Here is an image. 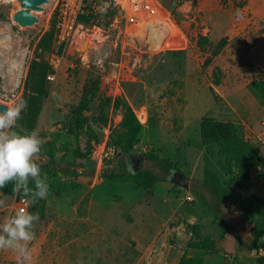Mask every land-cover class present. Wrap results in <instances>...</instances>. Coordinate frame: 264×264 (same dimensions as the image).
<instances>
[{
  "label": "rangeland",
  "instance_id": "obj_1",
  "mask_svg": "<svg viewBox=\"0 0 264 264\" xmlns=\"http://www.w3.org/2000/svg\"><path fill=\"white\" fill-rule=\"evenodd\" d=\"M58 2L49 0L44 10L34 12L39 22L27 26L13 18L21 9L19 0L0 2V103L12 107L33 93L26 82L36 60L44 61L52 69V53L59 45L57 27L53 26L59 14ZM247 2L153 0L160 19L135 22L121 13L114 0H98L92 6V13L97 16L95 23L84 26L77 41L63 47L61 65L51 73L54 78L47 76L49 96L43 101L36 125L42 143L55 141L61 149L58 156L63 157L53 166L55 173L48 179L50 191L45 203H31L29 207L39 216L33 227L35 235L40 237L39 225L44 222L49 229L51 246L44 252L45 264H133L136 251L125 242L140 228H149V239L160 231L167 239L165 248L173 247L179 253L180 246L192 235L187 222L192 217L204 222L209 233L222 239L219 252L213 256L215 261L223 264L225 254L229 264L264 262V251L257 254L252 246L253 235L242 208L253 196H264L263 181L242 180L240 187L231 191L244 204H238L239 197L221 200L206 184L205 173L209 171V178L224 189L229 182L228 168L218 147L204 145L201 135L204 118L236 123L246 139L257 147L264 163V104L249 88L253 79L264 81V57L249 55L250 47L258 44L264 34V12H261L264 1H253L246 10ZM187 21L192 24V35L183 30L182 23ZM49 33H53L52 41L42 44ZM177 33L185 34L186 45L166 48L167 40ZM83 97L90 99L84 112L89 125L106 132L103 144L99 139L92 143L91 157L99 154L97 174L92 180L76 177L84 168L81 164L84 159L73 156L78 145L82 152L87 148L88 136L83 134L77 140L71 133L75 129L73 111ZM115 101L129 103L144 126L134 149L136 155L152 154L170 160L185 177L195 180L189 189L177 183L172 189L159 184L151 196L130 179L121 182L107 179L93 190L92 195L96 196L93 207L103 204V209L110 211L112 233L98 230L91 235L89 248L79 252L75 250V242L69 245L75 232V193L79 187L83 192L88 191L86 185L99 183L106 170L118 171L117 162L123 157L112 143V137L121 132L122 120V109L114 107ZM35 159L46 161L39 155ZM143 165L161 179L175 182L180 177L149 158ZM115 195L120 200H114ZM188 195L197 202L188 203ZM0 199L4 200L0 220L22 205L16 197L0 193ZM205 209L208 215L222 221L219 227L212 226L215 220H205ZM60 211L68 217L61 218ZM81 211L86 215L88 207L82 204ZM127 212H133L134 225L122 224ZM170 217H173L171 230L166 232L164 223ZM63 230L70 234H61ZM224 233L228 234L227 240ZM115 234L119 236L116 242ZM7 252L0 256V264H18L17 259H8ZM199 253L212 262L210 256Z\"/></svg>",
  "mask_w": 264,
  "mask_h": 264
},
{
  "label": "trees",
  "instance_id": "obj_2",
  "mask_svg": "<svg viewBox=\"0 0 264 264\" xmlns=\"http://www.w3.org/2000/svg\"><path fill=\"white\" fill-rule=\"evenodd\" d=\"M219 1L223 2L225 0ZM96 19L97 16L91 12L89 15L80 17L79 22L86 26L95 23ZM53 26H56V22ZM52 36L53 33L47 34L43 38L42 44L48 45V41H52ZM201 40L204 39L201 38ZM51 73H53V70L44 61L36 60L33 62L26 82V87L33 93L27 97V100L25 99L27 107L22 112L21 118L17 123V131L28 132L33 129L36 130L37 120L43 109V101L49 96L47 76H50ZM249 88L259 101L264 104V81L253 79L249 84ZM109 101L110 99H108V104ZM89 104L90 99L83 97L78 108L73 111L75 129L71 133L76 136L77 140L83 134L88 136L85 152H82L81 147L78 145L73 150L74 158L87 159L91 157L93 150L92 143L93 141H98L96 132L84 116V112L88 110ZM113 105L115 108L121 107L122 109V121L119 124L121 132L115 138L112 137L113 146L121 149L123 155H136L134 149L140 141L144 126L129 103L126 101H115ZM201 135L204 145L215 144L218 147L219 153L224 158V162L228 168L229 182L224 189H220L216 185L214 178H209V171L205 173L204 180L206 184L215 190L221 200H229L231 191L235 187H240L242 180L255 178L262 180L264 184V163L260 152L255 145L246 139L238 124L219 121L214 118H204L201 121ZM60 151L61 149L52 140L42 143L41 151L37 154L42 158H46L45 162H40L37 159L36 161L40 164L42 173L47 174L48 179L55 173L53 166L63 160V157L58 156ZM144 157L157 162L166 170H178L176 164L170 160L162 159L152 154H145ZM103 177L114 181L130 177L135 180L137 188L149 192L160 181V178L152 170L145 169L138 174L130 172L125 167L124 161L119 165L118 171L106 170L103 173ZM12 189L13 185L9 183L0 189V193L8 197L23 198L20 193L13 192ZM35 203H45V199ZM242 204H244L243 201ZM242 208L246 213L250 231L253 235L252 246L256 253L259 254L261 250L264 251V196H253ZM215 221L219 224L222 223L218 218H215ZM188 229L191 230L192 237L188 241L184 254L178 264H206L203 258L190 256L189 252L191 250H199L206 253H215L218 251L217 240L211 235L203 234L201 225L189 224ZM228 231L225 228V232L228 233ZM225 235L224 233V237Z\"/></svg>",
  "mask_w": 264,
  "mask_h": 264
},
{
  "label": "crops",
  "instance_id": "obj_3",
  "mask_svg": "<svg viewBox=\"0 0 264 264\" xmlns=\"http://www.w3.org/2000/svg\"><path fill=\"white\" fill-rule=\"evenodd\" d=\"M253 1L256 0H248L247 3H249V6L246 7L247 8H251V6L253 5ZM259 2L264 1V0H257ZM255 9L253 10L254 13ZM264 12V8H262V11ZM260 14V10L257 11V15ZM259 43L256 44L254 47H250L249 49V55L251 56H256V57H264V34H262L259 38ZM122 121V120H121ZM123 157H125V155L122 154ZM139 156V155H137ZM142 156V155H140ZM122 157V158H123ZM121 158V160H122ZM146 160V158H145ZM145 160L143 161V164L145 162ZM122 161H118V165L121 164ZM144 167V165H143ZM129 170V169H128ZM132 170V169H131ZM145 170V168H144ZM133 171V170H132ZM172 172H174L173 175H179L181 177H183L184 181H187L189 184V187L187 189L190 188L191 183L195 180L193 177L191 178H187L185 177V175L179 171V170H172ZM134 173V172H133ZM130 179L131 182H133V184L136 186L135 180L133 178H125L122 180H127ZM190 179V180H189ZM122 180H116V181H122ZM133 180V181H132ZM107 182V179H105L104 177H102V179L99 181V183L97 184H93V185H86L88 188V191L83 189V192H80V187L78 188V191L75 193V232L72 233L74 235V238H72V242H69V245L75 242V250H78L79 252H83L85 250V248H87L89 246V239L91 238V235L97 233V231L99 230L101 233H112V227L110 226V224H112V221L110 222L109 218V212L110 211H106L104 210V205L103 204H98L97 206L93 207L94 204V200H95V195H92L93 190L98 186V185H102L104 183ZM129 184V183H128ZM159 184H162L163 186H167V187H171V189L173 188V185L175 184V182L171 181L169 178L168 179H161L158 183L155 184V186L152 188L151 192L147 191L151 196L155 195V191L158 187ZM83 188H86L85 185ZM184 188V187H183ZM188 197V196H187ZM114 200H120V197L115 195ZM187 199V198H186ZM231 199V196H230ZM12 205L14 204V198L12 199ZM88 200V201H87ZM63 201V199H62ZM187 201V200H186ZM197 201H195L194 203H196ZM32 203V202H31ZM189 203V202H188ZM192 203V204H194ZM44 204V203H42ZM82 204H84V208L85 206L88 207V213L86 215H82L85 213V211H81V207ZM47 210H48V205H47ZM134 210V208H133ZM48 213L50 214V211L48 210ZM63 212L60 211V216L61 218H67L68 216H63ZM50 216V215H48ZM210 216L207 214V209H205V220L208 221V218L210 221L215 220L214 217H207ZM125 219V221H124ZM173 217L168 218L165 223H164V228L166 232H169L170 229V225H171V221H172ZM186 220V219H185ZM201 221V220H200ZM122 224L124 225V223L129 224V225H134V216H133V212H127L125 213V216L123 217V219H121ZM187 222L191 225H201L202 226V232L205 235H211L214 239L217 240V246H218V251L215 253H206L204 251H199V250H191L189 252L190 256H194V257H200L203 258L206 262V264H221L220 260L215 261V259H213L214 255L216 253L219 252V242L222 241V239H220L217 235H212L211 233H209L207 231L206 225L204 222H197L196 218L192 217L191 220H187ZM74 223V222H72ZM215 224L212 226H216L219 227L220 224L218 222H214ZM85 225L88 226V229H85ZM39 229H40V237L38 238L35 235V238L33 241L30 242L29 247L31 249L32 252V260L30 261V264H45V257H44V252L46 251L47 247L50 245L51 246V242H49V229L46 228L45 226V222L43 223V226L40 224L39 225ZM131 229V227L129 228ZM35 233V230H33ZM136 233L133 237L129 238L125 243L134 248V250L136 251V256L134 259V263L133 264H178L181 257L184 254V249L188 243V241L191 239L192 235H190L188 237V241L186 244H183L180 246L179 249V253L175 252V250L173 249V247H169V248H165L166 245V237H162V233L160 234V231L153 236L151 239H149V228H140V229H136ZM60 233H64L65 235L67 234V236L70 234V232L63 230L60 231ZM36 234V233H35ZM225 238L227 240L228 238V234L225 235ZM75 239V241H74ZM119 239V236L115 234L114 240L116 242V240ZM224 241V240H223ZM148 243V244H146ZM115 247H119V244H114ZM112 246V248H115ZM89 248V247H88ZM7 255H8V259L10 260H16L17 259V255L16 253H14L11 249H7ZM5 249H1L0 252V256L2 258ZM199 252H203L205 254H207V256H210L209 259L212 262H208L206 259V255H202ZM125 255V254H123ZM226 255H223V264H229L230 259H225ZM25 264H28V262H25ZM262 264H264V262H262Z\"/></svg>",
  "mask_w": 264,
  "mask_h": 264
},
{
  "label": "clouds",
  "instance_id": "obj_4",
  "mask_svg": "<svg viewBox=\"0 0 264 264\" xmlns=\"http://www.w3.org/2000/svg\"><path fill=\"white\" fill-rule=\"evenodd\" d=\"M26 107L27 102L21 100L0 110V189L12 183L13 192L35 203L47 198L50 185L47 174L42 173L35 159L41 151L42 138L35 129L16 130ZM3 205L4 200L0 199V206ZM38 220V214L25 207L0 220V249H11L16 253L18 264H30L32 260L29 244L35 238L33 227Z\"/></svg>",
  "mask_w": 264,
  "mask_h": 264
},
{
  "label": "built area",
  "instance_id": "obj_5",
  "mask_svg": "<svg viewBox=\"0 0 264 264\" xmlns=\"http://www.w3.org/2000/svg\"><path fill=\"white\" fill-rule=\"evenodd\" d=\"M96 2V0H59V14L56 22V39L59 45L52 53L51 66L53 71L58 70L61 65L63 54L65 53V50L63 53L61 52V48L67 46L69 43L76 42V37L82 34L84 25L79 22V18L89 15L92 12V6ZM114 2L120 8L121 13L132 22L160 19V14L153 0H114ZM49 78L53 79V74ZM186 200L189 203L196 201L191 195H188ZM21 202L20 208L25 207L29 209L30 201L22 198Z\"/></svg>",
  "mask_w": 264,
  "mask_h": 264
},
{
  "label": "water",
  "instance_id": "obj_6",
  "mask_svg": "<svg viewBox=\"0 0 264 264\" xmlns=\"http://www.w3.org/2000/svg\"><path fill=\"white\" fill-rule=\"evenodd\" d=\"M21 9L16 11L14 14L13 18L15 21H17L20 25H33L36 22H39V17L34 14L35 11H42L45 9V5L48 4L49 0H19ZM183 25V30L186 32L187 35H192L191 27L192 24L191 22L187 21L182 23ZM185 34L182 33H177L175 35H172L166 42L165 47L170 49V48H176V47H184L186 45V37L184 36ZM85 48V45L83 46V49ZM6 108H9L8 105L0 103V110H4ZM99 142L101 144L104 143L105 137H106V132L101 129H94ZM111 141V139H109ZM111 147V143L108 142L106 144V150L109 151ZM117 149V148H116ZM117 151H120V155L122 154L121 149H117ZM135 161L138 162L139 168L135 169L134 174H138L139 172L144 170L143 167V161L145 160L144 156H137V155H130ZM81 164L84 166L82 171L80 173H75L76 177L82 178L85 180H92L95 178L98 170V164H99V154L96 156H93L91 158H87L81 161ZM74 175V176H75ZM183 177H177V180L175 183L178 185H181L184 188H188L189 184L187 181H184ZM239 196H236L235 192H231V200L236 199ZM238 204H242V200L239 197Z\"/></svg>",
  "mask_w": 264,
  "mask_h": 264
},
{
  "label": "flooded vegetation",
  "instance_id": "obj_7",
  "mask_svg": "<svg viewBox=\"0 0 264 264\" xmlns=\"http://www.w3.org/2000/svg\"><path fill=\"white\" fill-rule=\"evenodd\" d=\"M121 161L125 162V167L127 169H132L133 172L135 171V169L139 168L138 166V162L135 161L131 156L129 155H125V157L122 158Z\"/></svg>",
  "mask_w": 264,
  "mask_h": 264
},
{
  "label": "bare ground",
  "instance_id": "obj_8",
  "mask_svg": "<svg viewBox=\"0 0 264 264\" xmlns=\"http://www.w3.org/2000/svg\"><path fill=\"white\" fill-rule=\"evenodd\" d=\"M2 1H12V0H0V2H2ZM36 12V11H35ZM37 12H41V11H37ZM150 19H148L147 21H149ZM150 21H152V19L150 20ZM162 21V20H161ZM165 23V22H164ZM169 27H170V24H169ZM171 28V27H170ZM170 32V31H169ZM81 41V40H80ZM159 46V45H158Z\"/></svg>",
  "mask_w": 264,
  "mask_h": 264
}]
</instances>
